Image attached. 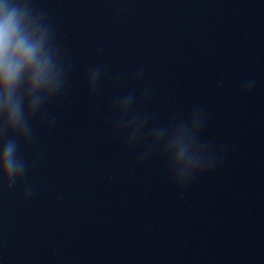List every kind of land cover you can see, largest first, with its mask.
Wrapping results in <instances>:
<instances>
[{
  "label": "clouds",
  "instance_id": "obj_1",
  "mask_svg": "<svg viewBox=\"0 0 264 264\" xmlns=\"http://www.w3.org/2000/svg\"><path fill=\"white\" fill-rule=\"evenodd\" d=\"M102 74L100 66L89 69V95L96 94ZM67 79L68 68L47 14L36 10L33 0H0V182L7 188H13L27 171L19 150L34 138V118L45 115L48 106L63 95ZM131 79L142 81L143 67ZM125 83L124 74L114 78L116 85ZM255 87L254 78L244 80L240 93L247 95ZM153 91L145 87L139 97L135 92L113 97L112 128L124 136L126 148L140 149L137 166L158 158L171 182L183 189L212 173L222 161L214 141L201 139L208 122L203 109L193 108L183 117L173 113L166 123L155 122L154 113L137 110L138 104L150 102ZM55 122L51 117L49 128ZM33 191L26 186L24 198Z\"/></svg>",
  "mask_w": 264,
  "mask_h": 264
}]
</instances>
